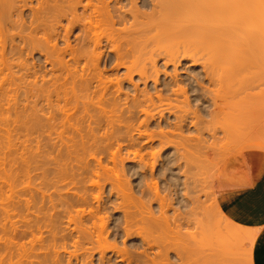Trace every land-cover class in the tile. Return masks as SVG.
Masks as SVG:
<instances>
[{"label": "bare ground", "instance_id": "1", "mask_svg": "<svg viewBox=\"0 0 264 264\" xmlns=\"http://www.w3.org/2000/svg\"><path fill=\"white\" fill-rule=\"evenodd\" d=\"M245 8L264 0H0V143L23 145L17 160L40 193L33 209L32 196L15 205L22 220L9 218L13 207L0 211V264H190L189 239L201 249L212 237L202 264H245L250 253L238 245L252 231L234 226L214 196L205 208L199 192L212 152L244 149L256 121L264 134V77L254 84L263 59L249 45L229 51L249 16L234 12ZM218 131L241 136L238 149L216 147ZM171 194L185 224L169 214Z\"/></svg>", "mask_w": 264, "mask_h": 264}, {"label": "rangeland", "instance_id": "2", "mask_svg": "<svg viewBox=\"0 0 264 264\" xmlns=\"http://www.w3.org/2000/svg\"><path fill=\"white\" fill-rule=\"evenodd\" d=\"M33 6H35V3H33ZM259 9V8H258ZM258 9H255V11L251 8L250 10L249 9H243V10H241V11H239L238 12V10L239 9H237V10H235V12H234V15L235 16H246V14L247 15H252V17H250L249 18V16H248V18H245V21H247V24L246 23H244V22H242L241 24H239L238 26H240L241 28L239 29V30H243V31H245V32H242V33H235L234 35H233V38H232V40H231V43L233 44V48H229V51H231V52H234L235 53V49L237 50V49H241L242 51H243V53H244V49L247 47L248 48V45H249V48H250V46H251V55H253V53H255L254 54V56H256V58H259V55H260V57H262V59H263V62H264V55L262 56V54H261V51L259 50L260 49V47L259 46H262L261 48H263L264 47V9H262V10H258ZM258 10V11H257ZM245 11V12H244ZM238 12V13H237ZM237 14H239V15H237ZM242 14V15H241ZM259 15V16H258ZM247 17V16H246ZM243 18V17H242ZM63 21H65V22H62L63 24L65 23V25H66V20L64 19ZM254 22V23H253ZM244 24V25H243ZM246 24V25H245ZM249 24V25H248ZM251 24V25H250ZM253 25V26H252ZM237 26V27H238ZM263 26V27H262ZM246 27V28H245ZM249 27V28H248ZM262 27V28H261ZM253 28V29H252ZM245 29V30H244ZM252 29V30H251ZM262 29V30H261ZM74 30V32H75V29H73ZM73 30H72V32H73ZM248 30V31H247ZM256 30V31H255ZM260 30V31H259ZM76 31H77V29H76ZM249 32V33H248ZM259 32V33H258ZM76 33V32H75ZM74 33V34H75ZM245 33H246V35H245ZM254 33H255V35H254ZM73 34V35H74ZM76 35V34H75ZM243 38H242V37ZM253 36V37H252ZM256 36V37H255ZM237 37V38H236ZM73 39V38H72ZM236 39V40H235ZM248 39H249V41H248ZM72 41V44H74L75 43V41H74V43H73V40H71ZM254 41V42H253ZM260 41V42H259ZM250 42V43H249ZM235 44V45H234ZM259 45V46H258ZM241 46V47H240ZM259 48V49H258ZM240 50V52L242 53V51ZM248 50V49H247ZM249 51V50H248ZM253 52V53H252ZM237 53V52H236ZM239 54V53H238ZM249 55V54H248ZM244 57V56H243ZM187 62V63H186ZM186 62H183V63H185L184 64V66H179L180 68L178 69V73L179 74H184V73H188L187 71H185L184 70V68L183 67H189V63H190V61L189 60H187ZM84 63V62H83ZM38 64H43V62H38ZM46 65V64H45ZM48 67V66H47ZM200 67L199 66H197V68L196 69H199ZM261 69H263V70H261V72L262 71H264V66H262V67H260ZM169 69H171V67L169 68ZM182 69V70H181ZM256 69V68H255ZM109 70V69H108ZM107 70V71H108ZM259 70V69H258ZM252 71H255V70H252ZM109 72V71H108ZM118 73L120 74L121 73V75H122V73H123V71L121 70L120 72L118 71ZM118 73H116L117 75H119ZM259 73H260V71H259ZM263 73V72H262ZM261 74V73H260ZM114 75V74H113ZM112 75V77H114ZM258 75V74H257ZM259 77L257 78V79H255L254 80V84H257L258 82H256V81H258L261 77H264V74H261V75H258ZM111 77V75H109V78ZM263 79V78H262ZM256 82V83H255ZM264 82V81H263ZM122 84V86H123V90H124V92L123 93H126V94H129V93H131V92H129V91H131V90H129V89H132L129 85H128V87H127V83H125V82H121ZM264 86V85H263ZM261 88H263L264 89V87H261ZM114 90V89H113ZM258 90V89H257ZM130 95V94H129ZM203 115V114H202ZM204 116V115H203ZM202 116V117H203ZM205 117V116H204ZM202 118L203 120H202V126H200L201 125V123H200V127L199 126H197L199 129H200V131H201V129H202V132H203V135H204V137L206 138V140L208 139V132H207V130H208V127H209V125H210V122L208 121L209 119H207V116H206V118ZM206 120V121H205ZM204 121V122H203ZM206 125V126H205ZM218 125V124H217ZM205 128H204V127ZM207 127V128H206ZM196 128V127H195ZM252 128H255V131H253V129H250V130H252L250 133H248V135L246 134V136H244L243 137V139L242 138H240L241 136H236V138H239V139H242V141L243 142H239L238 140L239 139H237V141L240 143L239 145H238V143H235V142H237V141H234V140H236L235 138H234V140L231 138V136L229 137V135H224L221 131H218V133L216 134V139H215V142H216V147H219L220 145H223L224 144V148L225 147H227V148H225L226 150H228L229 149V147L233 144V143H235V144H233V145H238L237 147H239L240 145H241V143H243V145H244V142H245V147H244V149H241L240 147V149H239V151H232L230 154H223L222 153V151H220V149H218L220 152L218 153V151H217V153L216 152H212V154H210L209 156H208V158H206L205 159V164H203V167H204V169H203V174H202V177H203V182H202V188L201 189H199L200 191V195H201V201H202V204H203V206L205 207V208H207L208 210H210V208H211V205H212V200H213V196H214V188H215V184H217V186H216V188H217V193H218V195H220V197H223V195H225L226 194V189L227 188H229V187H244V188H246L247 186H249L250 188H259V191H260V193H264V134H262V129H261V126L257 123V121L255 122V127H252ZM197 129V128H196ZM204 129V130H203ZM256 131H258V132H256ZM253 132H255V134L257 135L258 134V138H259V140L257 141V139H252L253 138V136H256L255 134H253ZM245 133H247V131H245ZM252 133V134H251ZM197 133H196V131L195 130H193V128L192 129H190V132H189V135H191V136H195ZM244 135V134H243ZM250 135H252V136H250ZM260 135V136H259ZM262 135V136H261ZM251 138H250V137ZM256 137V138H257ZM210 138V137H209ZM247 138H248V140H247ZM263 138V139H262ZM212 139V138H211ZM211 139H208L207 140V143H206V145H208V143H209V145H210V142L212 141ZM229 139H232L231 140V144L229 145ZM261 139V140H260ZM253 141L252 143L254 144V146H253V144L251 143V141ZM256 140V141H255ZM263 140V141H262ZM249 141H250V143L252 144V146L249 144H247V143H249ZM262 141V142H261ZM228 144H227V143ZM258 142V143H257ZM260 142V143H259ZM6 142H4V143H0V145L2 144V146H0V153H1V157H0V159L4 156V154H5V156L0 160V162H5V163H7L5 166H2V167H0V188H1V191H3L2 192V196L0 195V198H2V200L0 201V211L2 210H4V208L6 209V211L8 210V208H12V211H16L15 212V215H13L12 213V216H14V217H9V216H11L10 215V213H7V214H9V218H11L12 220H13V218H15L14 220H18L19 221V219L18 218H20V217H17V216H19L18 215V213L20 214H22L21 216H23V212L22 211H20L19 209H20V207H21V205L23 204V200L24 199H27L28 198V201L30 200L29 199V197L30 196H32V197H30L31 198V200L33 199V201H32V203H31V206H32V209H33V207H37V206H39L40 205V203H38V202H40L39 200L40 199H36V198H34V197H37V196H39V194L40 193H38L37 191H35V190H33V189H35L36 187H37V184L39 183V180L35 177V175H33L34 174V171H32L31 173H29V174H31V178H32V180H31V178H29V180L27 179V173H25L26 171L24 170L25 168H23L24 167V165H23V161L22 160H20V161H18L17 159L18 158H20V157H16L17 155H19V154H17L19 151H20V147L22 148L23 147V145H20V143L18 144H8V143H6ZM6 146H4V145ZM8 144V145H7ZM226 144V145H225ZM12 145V146H11ZM18 145H20V146H18ZM232 145V146H233ZM251 146L250 148L248 147V146ZM257 145V146H256ZM258 145H260V146H258ZM4 146V147H3ZM13 146H14V149H13ZM231 146V147H232ZM235 146H233V148H234V150H236V149H238L237 147H235ZM256 146V147H255ZM1 147H3V148H1ZM9 147V148H8ZM12 147V148H11ZM19 147V148H18ZM242 148H243V146H241ZM247 147V148H246ZM6 148V149H5ZM233 148H232V150H233ZM4 149L5 151H2V150ZM8 149V150H7ZM18 151H17V150ZM24 147L21 149V150H23V151H20V152H23V153H25L24 152ZM13 150V151H12ZM16 152H15V151ZM217 150V149H216ZM215 150V151H216ZM8 151V152H7ZM222 153V154H221ZM16 154V155H15ZM219 154V155H218ZM22 155V153H20V156ZM25 154H23L22 156H24ZM215 155V156H214ZM220 155H221V157L223 158H221L220 157ZM11 156V157H10ZM26 156V155H25ZM214 158H213V157ZM219 156V157H218ZM14 157H16V159L14 158ZM212 157V158H211ZM236 157H237V159H236ZM5 158V159H4ZM13 158H14V160H13ZM22 158V157H21ZM24 158V157H23ZM22 158V159H23ZM217 158V159H216ZM221 158V159H220ZM236 159V160H235ZM7 160V161H6ZM9 161H10V163H9ZM22 161V162H21ZM149 161V160H148ZM18 162H20V163H22V165L23 166H20L21 164L20 163H18ZM150 162V161H149ZM8 163L10 164V166L8 165ZM16 164V167H15V165L14 164ZM204 163V162H203ZM17 164H19V166H17ZM109 165H110V163H109ZM9 167V168H8ZM18 167V168H17ZM21 167H22V169H21ZM217 167V168H216ZM15 168V169H14ZM12 169V170H11ZM181 170H179L178 169V167H177V165L175 166V168L173 169V172H174V177L176 178V177H178V178H182V177H180L181 175H182V171L184 170V168L183 167H181L180 168ZM26 176V177H24V176ZM28 176V177H29ZM33 176V177H32ZM126 176H127V178H128V180L130 181V185H133L135 182H131V181H133V177H131V176H129V174H126ZM232 176H234V177H232ZM26 178V179H25ZM227 178H230L231 180L232 179H235V183H233V182H230V184L231 185H224L225 183H224V181L227 179ZM237 178V179H236ZM25 180L27 181V183H25ZM237 180H238V183H237ZM12 184H11V183ZM29 182V183H28ZM149 182H150V180H149ZM11 184V186H10V184ZM212 183H213V185H212ZM13 185H15V186H13ZM12 186L14 187V190L12 189ZM2 187H3V190H2ZM9 187H11V189L14 191V194L12 193V192H10V190H9ZM209 187H210V190H209ZM248 187V188H249ZM29 188H31L32 190H33V192H32V195H30V193H29V191H27V190H29ZM30 189V190H31ZM21 190V191H20ZM37 190V189H36ZM17 191H19L20 193H18ZM24 191H25V193H24ZM209 191V192H208ZM198 192V193H199ZM12 193V194H11ZM27 193V194H26ZM166 193V192H165ZM16 194V195H15ZM18 194V195H17ZM20 194V195H19ZM23 194H25V196L23 195ZM36 196H35V195ZM223 194V195H222ZM15 195V196H14ZM23 195V196H22ZM137 198L139 197L138 196V193L136 194H134ZM172 195V194H171ZM170 195V196H171ZM174 195V194H173ZM172 195V196H173ZM175 196H177L176 194L174 195V197L172 198V200H171V205H170V209H169V214L173 217L174 216V213L176 214V213H178V214H176L177 216H179V217H177L178 218V220H179V222H182V223H184L185 224V220L183 219L185 216H184V214H183V208L181 209V207H178V206H180L179 205V203H178V198H175ZM244 196V192H243V194H241V197H243ZM17 197V198H16ZM133 199H137V198H135L134 196L132 197ZM212 198V199H211ZM238 198V196H236L235 197V201H234V203L235 202H237V199ZM12 199H14V201H16V202H14L13 204L11 203V202H13V200ZM31 200L29 201V203L31 202ZM175 200V201H174ZM177 200V201H176ZM19 201V202H18ZM22 202V203H21ZM33 202H34V204H33ZM18 203V204H17ZM176 203V204H175ZM205 203V204H204ZM19 204H20V206H19ZM15 205H17V207L19 208H17L16 209V207H15ZM37 205V206H36ZM23 206V205H22ZM174 206V207H173ZM177 209H176V208ZM10 208V209H11ZM174 208V209H173ZM204 208V209H205ZM207 209H205L206 211H207ZM5 210H4V212H6ZM9 211V210H8ZM11 211V210H10ZM9 211V212H10ZM17 211H18V213H17ZM23 211H24V207H23ZM211 211V210H210ZM34 213V212H33ZM17 214V215H16ZM173 214V215H172ZM34 215H36V212L34 213ZM211 215V214H210ZM16 216V217H15ZM109 218H108V224H110L111 223V220H110V217L111 216H109V215H107ZM170 216V217H171ZM5 217H6V215H5ZM216 217V215L214 216L213 214L211 215V216H209V218H210V220H211V222H214V224H215V226H216V224L217 225H219V227H221L222 229H226V230H222V232H224L225 234H226V232H228L229 230V226L227 225V223H223V225H222V223H218V222H216V219L217 218H215ZM6 219V218H5ZM10 219V220H11ZM21 220H22V217L20 218ZM111 219H113V218H111ZM20 220V222L18 223L17 221H15L16 223H18V226L19 225H21L22 226V224H20L21 222H23V221H21ZM2 220H0V222H1ZM5 221H7V222H9L8 220H5ZM3 222V221H2ZM7 222H5V224H7ZM13 222V221H12ZM1 224V223H0ZM213 224V223H212ZM213 224V225H214ZM8 225V224H7ZM221 225V226H220ZM139 226H141V225H139ZM228 227V229H227V227ZM251 226V225H250ZM225 227V228H224ZM136 228V227H135ZM20 229H23V227H20ZM19 229V230H20ZM228 230V231H227ZM144 233H142V235H143ZM211 237V236H210ZM222 237V236H221ZM220 237V238H221ZM224 237V236H223ZM21 240V239H20ZM23 240V239H22ZM222 240V239H221ZM193 242V243H192ZM189 243H191V244H194V245H191V244H189ZM200 243H203V246L204 245H206L205 247H201V249L202 248H205V249H203L202 250V253H203V251L204 250H208V248L212 245V243H214V239H213V237L211 238V239H209V240H207V238H205V239H202L201 240V242ZM195 247V249H196V254H194L195 252H194V250H193V256L191 255V251H190V248L191 247ZM200 244H198L197 245V243L195 242V241H192V240H190L189 239V241H188V249H187V251H190L189 253H190V255H188L187 256V258H188V261L190 262V264H192V262H193V264H195V260H197V259H199L198 261H200V263L202 264L203 262L205 263L206 261H207V258L210 256L209 255V252H205L204 251V255H201V253H200V251H201V249H200ZM208 246V247H207ZM238 247H240V248H238ZM238 247H236V249L238 248V249H240L241 251H242V249H241V247H245V245H241V246H239L238 245ZM250 247V246H249ZM180 248H181V246H180ZM211 248V247H210ZM176 249L178 250V245H176ZM238 249L236 250L237 252L236 253H239V251H238ZM198 250V251H197ZM176 251V250H175ZM179 251V250H178ZM205 253H206V255H208V256H206L205 255ZM208 253V254H207ZM239 255H241V254H239ZM241 256H243V255H241ZM190 257H193L194 259L195 258H197V259H193V258H191V259H189ZM245 256H243V258H244ZM248 257V256H247ZM239 258H241V257H239ZM243 258H241V261H239V264H244V259ZM248 259V258H247ZM247 259H246V261H245V264H249V260L247 261ZM209 260V259H208ZM199 263V262H198ZM220 263H222V261H220ZM231 263V262H230ZM185 264V263H184ZM197 264V263H196ZM209 264H214V262H212V263H209ZM228 264V263H227Z\"/></svg>", "mask_w": 264, "mask_h": 264}, {"label": "crops", "instance_id": "3", "mask_svg": "<svg viewBox=\"0 0 264 264\" xmlns=\"http://www.w3.org/2000/svg\"><path fill=\"white\" fill-rule=\"evenodd\" d=\"M230 182L235 183V179L227 178L224 185H231ZM216 186L217 184L214 188V198L222 214L238 229L244 232L249 229L248 232L251 233L252 231L255 236L250 243L251 248L249 241L243 243L246 245V251L248 250L250 253L248 255L250 256V258L248 257L250 264H264V193H260L259 188L255 187H229L225 190L226 194H222L223 197H220ZM243 192L244 196L241 197ZM236 196H238V200L234 203ZM239 261L241 258H238L236 263Z\"/></svg>", "mask_w": 264, "mask_h": 264}]
</instances>
